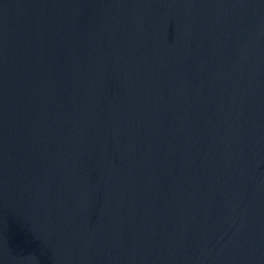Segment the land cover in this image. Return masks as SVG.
<instances>
[{"label":"water","instance_id":"water-1","mask_svg":"<svg viewBox=\"0 0 264 264\" xmlns=\"http://www.w3.org/2000/svg\"><path fill=\"white\" fill-rule=\"evenodd\" d=\"M0 264H264V0H0Z\"/></svg>","mask_w":264,"mask_h":264}]
</instances>
